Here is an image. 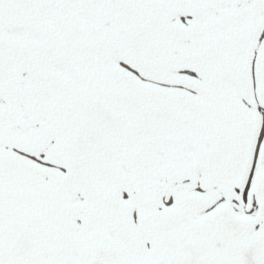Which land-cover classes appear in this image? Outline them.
Segmentation results:
<instances>
[{
  "label": "snow or ice",
  "instance_id": "6c2138e0",
  "mask_svg": "<svg viewBox=\"0 0 264 264\" xmlns=\"http://www.w3.org/2000/svg\"><path fill=\"white\" fill-rule=\"evenodd\" d=\"M0 264H264V0H0Z\"/></svg>",
  "mask_w": 264,
  "mask_h": 264
}]
</instances>
